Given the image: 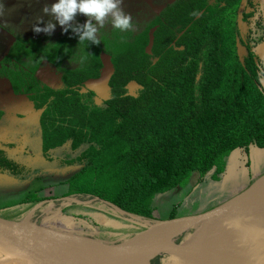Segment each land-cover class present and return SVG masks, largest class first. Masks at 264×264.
<instances>
[{"label": "trees", "instance_id": "1", "mask_svg": "<svg viewBox=\"0 0 264 264\" xmlns=\"http://www.w3.org/2000/svg\"><path fill=\"white\" fill-rule=\"evenodd\" d=\"M250 5L174 0L133 32L102 30L103 43L86 50L71 30L11 43L0 76L39 111L42 157L65 145L77 152L64 160L77 166L64 180L67 195L152 220L155 195L208 174L218 181L232 152L264 149V75L241 27ZM236 42L245 49L242 60ZM102 53L112 73L108 96L97 103L84 84L99 77ZM43 63L60 74L62 87L37 78ZM0 170L18 175L24 168L9 161ZM175 215L172 209L168 219Z\"/></svg>", "mask_w": 264, "mask_h": 264}, {"label": "rangeland", "instance_id": "2", "mask_svg": "<svg viewBox=\"0 0 264 264\" xmlns=\"http://www.w3.org/2000/svg\"><path fill=\"white\" fill-rule=\"evenodd\" d=\"M172 1L174 0H123L121 7L132 15L136 27H139ZM51 2L52 0H40V3H34L29 7L24 5V0H4L8 11L4 19L9 23L5 29H0V60L7 54L9 46L15 39L25 40L42 34H34L31 31L29 20L44 3ZM251 8L254 10L252 23L244 24L247 28L248 26L252 28L250 33H254L256 40L252 44L253 51H256L258 61L264 63V0H252ZM22 16L27 19L21 26L22 34H20L19 27L14 25L20 23ZM256 20L259 24L255 23ZM84 21L85 17L78 14L74 23ZM58 30L61 31V28L57 25L54 32ZM240 54L243 57L245 49L241 50ZM101 56L106 64L105 69L100 78L91 83L100 81L96 85L90 83L84 85L85 89L94 90L97 103H101L108 93L104 88V82L109 72L107 63L109 57L104 53ZM36 75L43 84L53 88L62 87L60 74L47 63L42 64ZM136 88L135 84L129 85L131 93ZM38 118L39 111L33 108L28 98L25 95L13 94L9 83L0 76V151L2 152L0 164L11 161L17 169L24 168V171L18 175L0 170V217L3 219L15 220L27 217L29 221L60 230L113 240L139 232L148 227L147 223L168 219L172 209L176 211L175 217L209 210L238 193L264 173V151L250 148L248 152L244 150L232 152L225 171L220 175V180L215 181L208 174L200 183L192 180L183 188H174L157 194L152 202L153 219H135L121 213L105 201L86 195L66 194L67 184L64 180L77 166L67 165L64 160L75 156L77 152L70 151L65 145L51 150L47 157H42ZM9 141H11L10 146L14 145L2 151L3 143ZM36 197L43 200L32 203ZM100 215L104 216L106 221L111 220L112 223L103 221ZM157 256L162 258L160 264H184L166 255ZM155 257L149 259V264ZM2 260L3 256L0 254V261Z\"/></svg>", "mask_w": 264, "mask_h": 264}, {"label": "water", "instance_id": "3", "mask_svg": "<svg viewBox=\"0 0 264 264\" xmlns=\"http://www.w3.org/2000/svg\"><path fill=\"white\" fill-rule=\"evenodd\" d=\"M236 49L239 59L242 60L240 52L244 51V47L236 42ZM101 55L102 68L98 78L106 66ZM107 63L109 72L104 88L108 92L106 82L112 73L109 58ZM93 80L95 79L88 80L85 84L96 85L100 81L91 83ZM130 84L135 83H129L128 90ZM260 85L264 90L263 81H260ZM263 187L264 173L238 193L209 210L152 223L146 222L148 227L145 229L113 240L60 230L29 221L27 217L15 220L0 217V254L3 256L0 264H139L143 255H148V263L151 257L157 255L176 257L177 260L184 259L185 262L205 260L230 249L242 239L247 238L250 241L257 233H261V238L264 236V201L258 195ZM105 203L135 219L141 218L121 211L106 201ZM241 213L245 216L242 221L227 231H220L217 237L199 233L201 228L219 227ZM100 216L106 221L104 216ZM106 222L112 223L111 220ZM256 244L258 248L251 259L257 262L262 260L264 264L262 239L257 240Z\"/></svg>", "mask_w": 264, "mask_h": 264}, {"label": "clouds", "instance_id": "4", "mask_svg": "<svg viewBox=\"0 0 264 264\" xmlns=\"http://www.w3.org/2000/svg\"><path fill=\"white\" fill-rule=\"evenodd\" d=\"M40 0H24V5L31 7ZM123 0H52L44 3L29 20L31 31L34 34L43 33L51 36L55 28L60 26L62 33H71L77 38V45H83L86 50L90 45L98 46L103 43L102 30L108 28L114 33L125 34L135 30V21L130 13L121 7ZM8 11L4 0H0V29H5L9 23L5 21ZM78 14L85 17L83 23L75 22ZM47 17V19H45ZM27 17L22 16L19 27ZM76 45V46H77ZM86 57L81 56L83 63ZM70 61H72L70 59Z\"/></svg>", "mask_w": 264, "mask_h": 264}, {"label": "bare ground", "instance_id": "5", "mask_svg": "<svg viewBox=\"0 0 264 264\" xmlns=\"http://www.w3.org/2000/svg\"><path fill=\"white\" fill-rule=\"evenodd\" d=\"M258 195L259 198L264 201V187L260 189ZM243 215L244 213H241L235 216L233 219L226 221L225 224L223 223V225H220L219 227L201 228L199 233H208V235L212 238L217 237L220 231H227L234 227L237 223L242 221L243 217H245ZM252 224H254V222ZM247 230L248 228H246V231ZM261 239L262 243H264V236L261 238V233H257V235L253 237V239H251L250 241H248L247 238L242 239L241 241L236 242L235 245L230 249L224 250L220 254L215 255L214 257H210L205 260H187L188 262H185L184 259L178 260L184 264H262V260H259L257 262L256 260L251 259L252 254L257 250L256 248H258L256 242L257 240ZM147 259L148 255H143L139 264H149L147 262ZM172 259H176V257H173Z\"/></svg>", "mask_w": 264, "mask_h": 264}, {"label": "flooded vegetation", "instance_id": "6", "mask_svg": "<svg viewBox=\"0 0 264 264\" xmlns=\"http://www.w3.org/2000/svg\"><path fill=\"white\" fill-rule=\"evenodd\" d=\"M252 7V0H251V5L250 6H247L246 8H245V11H244V13H250V12H252V15L251 16H248V17H246V18H244L243 20H242V23H241V27H242V33H243V35H245V37H246V39H249V41H248V46H250V49L252 50V52L255 54V56H256V59H255V62L256 63H260V64H257V67L262 71V75H264V70H262L261 69V67L262 68H264V63H262L261 61H258V56L256 55V51H253V46H252V44L256 41L255 40V36H254V33H250V30L252 29L250 26H248V28H247V26L244 24V23H249V25L252 23V16H253V14H254V10L251 8ZM248 8L250 9L249 11H248ZM261 10V12H262V9H260ZM160 12V11H159ZM158 12V13H159ZM157 14V13H156ZM263 21H264V18H263ZM256 24L257 23H259V22H257V20H256V22H255ZM244 24V25H243ZM245 29H247L246 31H244ZM255 31V29H253L252 30V32H254ZM258 61V62H257ZM264 81V80H263ZM11 147V146H10ZM2 151H5V150H3L2 149Z\"/></svg>", "mask_w": 264, "mask_h": 264}, {"label": "crops", "instance_id": "7", "mask_svg": "<svg viewBox=\"0 0 264 264\" xmlns=\"http://www.w3.org/2000/svg\"><path fill=\"white\" fill-rule=\"evenodd\" d=\"M4 138H5V136H4ZM10 143H11V141H9L8 143H5V144L3 143L4 147L1 148V149L5 150L4 148H11L14 144H12L11 147H10ZM257 150H259V151H264V149H257ZM236 151H238V150H236ZM234 152H235V151H234ZM230 155H232V153H231ZM228 158H229V157H228ZM227 162H228V160H227Z\"/></svg>", "mask_w": 264, "mask_h": 264}]
</instances>
